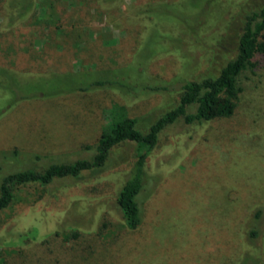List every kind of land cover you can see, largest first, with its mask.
<instances>
[{
	"label": "rangeland",
	"instance_id": "374dc122",
	"mask_svg": "<svg viewBox=\"0 0 264 264\" xmlns=\"http://www.w3.org/2000/svg\"><path fill=\"white\" fill-rule=\"evenodd\" d=\"M30 1L14 20L18 8L0 0V69L30 83L43 73L97 71L133 89L22 100L33 95L23 88L13 105L16 96L0 91V152H20L19 164L0 160V176L92 159L85 147L118 117L117 107L146 132L176 106L184 82L215 76L234 58L245 15L264 7V0ZM52 4L71 13L61 29L49 21ZM243 87L230 117L178 120L162 131L146 160L142 223L134 231L122 225L116 197L135 143L113 148L102 169L78 179L19 189L0 213V250L9 264H27L19 256L55 231L69 247L77 230L96 233L98 247L83 245L51 264H264V75Z\"/></svg>",
	"mask_w": 264,
	"mask_h": 264
},
{
	"label": "trees",
	"instance_id": "16d2710c",
	"mask_svg": "<svg viewBox=\"0 0 264 264\" xmlns=\"http://www.w3.org/2000/svg\"><path fill=\"white\" fill-rule=\"evenodd\" d=\"M118 1L101 0V3L112 5ZM11 2V6L18 8H16L17 15L13 18L14 20L22 17L31 5L30 0H11ZM56 6L52 4L47 8L51 12L49 21L53 22L55 29H61L71 21L72 17L70 11L58 8V6L56 8ZM47 74H41L40 80L32 83L27 82L30 76L21 75L24 81L21 83L22 80L15 78L14 71L0 69V91L8 93L9 97L16 96V99L11 101L10 105H13L18 100L28 98L58 97L98 89L125 91L133 89L124 81L104 78L101 72L97 71L55 73L51 75L52 77ZM263 75L264 7L245 15L236 42L234 58L228 60L215 76L184 82L181 85L182 93L176 106L159 117L146 132L137 129L138 120L136 118L125 116L123 108L117 107L113 109V113L118 117L101 133L93 146L85 147V150H94L92 159H78L68 163L52 162L40 168H19L0 176V213L10 208L19 189L33 185L48 187L56 180L78 179L83 173L98 171L106 164L113 148L131 142L137 145V155L128 178L117 194L116 205L122 225L129 231L138 229L142 223L139 195L146 182V160L156 147L162 131L178 120H183L185 124L190 125L201 124L213 118L230 117L236 110L239 94L244 90L245 81L253 82L254 79L258 80ZM23 88L33 91V95L27 94L17 99L18 91ZM143 89L153 92L170 90L167 86H145ZM191 107H194L193 112H189ZM19 157L20 152L17 150L0 152V160L5 163L19 164ZM35 159L39 160L40 156L35 155ZM1 169L0 166V171ZM26 203L31 206L29 202ZM78 229L85 230L80 226ZM254 234V232L251 233V235ZM94 236L96 233H82L77 230L72 233V239H75V242L69 247H64L59 240L60 231H55L36 244L32 249L33 252L29 251L28 255L21 254L18 259L27 260V264H51L52 261L69 252H78L83 245L97 248L98 244L94 241ZM10 260L11 258L2 254L0 250V264H9Z\"/></svg>",
	"mask_w": 264,
	"mask_h": 264
}]
</instances>
